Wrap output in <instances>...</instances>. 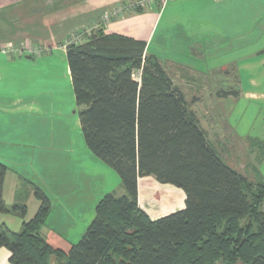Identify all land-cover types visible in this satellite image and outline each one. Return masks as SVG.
I'll use <instances>...</instances> for the list:
<instances>
[{"label":"trees","instance_id":"obj_1","mask_svg":"<svg viewBox=\"0 0 264 264\" xmlns=\"http://www.w3.org/2000/svg\"><path fill=\"white\" fill-rule=\"evenodd\" d=\"M65 53L85 144L116 171L125 192L103 194L85 231L64 251L40 233L50 201L38 185L18 176L15 201L4 202L7 166L0 161V212L23 217L29 190L40 202L18 231L0 224L9 262L264 264V181L223 159L146 42L99 27L74 34ZM143 176L180 188L184 207L151 218L138 204Z\"/></svg>","mask_w":264,"mask_h":264},{"label":"crops","instance_id":"obj_2","mask_svg":"<svg viewBox=\"0 0 264 264\" xmlns=\"http://www.w3.org/2000/svg\"><path fill=\"white\" fill-rule=\"evenodd\" d=\"M137 1L0 0V60H11V52L2 49L13 45L25 47L39 42L49 47L64 46L65 51V43L77 32L102 27L106 33L145 41L146 52L155 55L167 67L173 82L182 91L195 88L198 78L201 90L216 101L219 111H223L226 99L237 101L242 98L264 113V0H170L163 6L156 0L140 7L136 5ZM164 15L167 25L156 38L158 46L165 48L161 51L152 47V42ZM228 90H235L238 95H217L218 91ZM6 112L0 101V156L11 145V130L1 125L6 115L2 113ZM260 120L264 121V118ZM227 123L229 131L238 137ZM250 136L239 137L247 140ZM251 137L264 140V126L259 124V135ZM0 161L7 166L2 186V197L7 205L13 204L17 196L18 176L32 179L42 188V179L37 180L32 170L22 172L15 165L19 162L16 158H11V165ZM59 171L55 169L49 171V175L47 171L45 174L44 183L55 187L59 208H56V218H51L55 209L50 207L40 233L53 247L67 251L93 219L97 201L94 194L81 193L80 187L71 189L75 195H67L63 174L58 178ZM141 179H144L142 186L148 184L146 179L156 181L152 176L138 178L139 204ZM171 187L177 190L171 189L162 200L161 210L166 211L157 217L184 207L183 191ZM176 197L182 199L181 203ZM25 204L23 217L0 212V224L18 231L23 221L33 217L40 204L32 190L27 192ZM8 256V249L0 247V264H11Z\"/></svg>","mask_w":264,"mask_h":264},{"label":"rangeland","instance_id":"obj_3","mask_svg":"<svg viewBox=\"0 0 264 264\" xmlns=\"http://www.w3.org/2000/svg\"><path fill=\"white\" fill-rule=\"evenodd\" d=\"M164 18L165 15L152 42V47L161 51L165 48L159 47L156 40L160 30L167 25V18ZM23 46L13 45L11 60H0V101L7 111L2 113L6 115L1 125L11 130V145L3 150L6 153L1 154L0 159L11 165V158H16L19 162L15 165L22 172L32 170L37 180L42 179L40 188L48 196L50 207L55 209L51 218H56L59 203L55 187L44 183L46 171L48 174L62 168L57 173L58 178L62 173L66 183L64 189L69 196L75 195L71 191L75 187H80L86 196L94 194L96 201L107 192L123 194L125 190L116 171L96 157L83 139L78 119L80 107L74 101L64 46L49 47L39 42ZM35 47L40 50L38 53L28 51ZM20 50L22 54H18ZM196 79V87L183 92L208 139L232 167L253 181H264V153L259 154L263 151L261 142L264 140L251 137L259 135V124L264 126V121L260 120L264 118L262 109L240 98L237 101L226 99L223 111H219L216 101L201 90V82ZM227 121L238 137L251 136L247 140L238 138L229 131ZM143 181L141 179L139 184L138 204L154 219L166 211L161 210L162 200L167 198L174 185L146 179L148 184L142 186ZM176 199L181 203V198Z\"/></svg>","mask_w":264,"mask_h":264},{"label":"built area","instance_id":"obj_4","mask_svg":"<svg viewBox=\"0 0 264 264\" xmlns=\"http://www.w3.org/2000/svg\"><path fill=\"white\" fill-rule=\"evenodd\" d=\"M154 1H156V0H138V1L136 2V5H138V6H142V5H146V4L152 3V2H154ZM168 1H170V0H160V3H161V5L163 6V5H164L166 2H168ZM217 1H219V0H217ZM12 49H13L12 46H8V47H5L4 49H2V51H3V52H11ZM28 51H30V52H32V53H38L40 50H38V49L35 47V48H33V49H28ZM19 53H23L22 50H20Z\"/></svg>","mask_w":264,"mask_h":264},{"label":"bare ground","instance_id":"obj_5","mask_svg":"<svg viewBox=\"0 0 264 264\" xmlns=\"http://www.w3.org/2000/svg\"><path fill=\"white\" fill-rule=\"evenodd\" d=\"M146 198V197H145Z\"/></svg>","mask_w":264,"mask_h":264}]
</instances>
